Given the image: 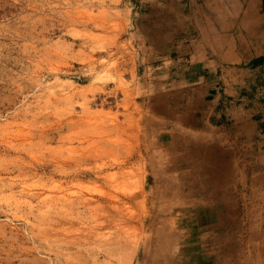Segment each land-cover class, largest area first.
Returning a JSON list of instances; mask_svg holds the SVG:
<instances>
[{"label":"rangeland","instance_id":"1","mask_svg":"<svg viewBox=\"0 0 264 264\" xmlns=\"http://www.w3.org/2000/svg\"><path fill=\"white\" fill-rule=\"evenodd\" d=\"M133 3L0 0V264L219 258L204 246L200 209L215 203L191 185L199 173L170 157L157 165L142 139ZM234 164L235 174L248 166ZM259 178L229 179L231 204L264 205ZM259 214L257 227L244 226L240 264H264Z\"/></svg>","mask_w":264,"mask_h":264},{"label":"crops","instance_id":"2","mask_svg":"<svg viewBox=\"0 0 264 264\" xmlns=\"http://www.w3.org/2000/svg\"><path fill=\"white\" fill-rule=\"evenodd\" d=\"M130 20L152 161L170 157L199 174L217 163L228 184L264 177V0H134ZM234 163L248 166L235 174ZM233 194L227 187L231 200L200 209L205 226L224 229L234 212L242 227L258 226L264 205H233ZM210 238L204 234V246Z\"/></svg>","mask_w":264,"mask_h":264},{"label":"bare ground","instance_id":"3","mask_svg":"<svg viewBox=\"0 0 264 264\" xmlns=\"http://www.w3.org/2000/svg\"><path fill=\"white\" fill-rule=\"evenodd\" d=\"M186 110V109H185ZM173 111V110H172ZM167 112V111H166ZM171 112V111H170ZM187 115V114H186ZM197 119V118H196ZM197 122V121H196ZM190 143V142H189ZM191 145V144H190ZM213 145V144H212ZM200 146V145H199ZM211 146V145H210ZM201 149V148H200ZM215 150V149H214ZM217 151V150H216ZM189 153V152H188ZM191 154V153H190ZM213 154V153H212ZM219 154V153H218ZM180 156V155H179ZM183 156V155H182ZM181 156V157H182ZM191 158V157H190ZM189 158V159H190ZM212 161V160H211ZM198 162V161H197ZM198 164V163H197ZM225 164V163H223ZM199 165V164H198ZM226 166V165H225ZM192 167V166H191ZM204 168L203 171L200 172L199 176L196 179H193V182L191 185L196 186L197 184H201L200 186L203 187L201 192V198L203 200V203L207 202H213L216 205H219L220 201L228 200L227 195V187H228V181L227 177L225 178V175L223 172L219 171L218 164L213 163L212 164H205L201 165V168ZM211 168V171H204L207 168ZM230 171V170H229ZM180 172V171H178ZM231 172V171H230ZM189 173V172H188ZM175 174V173H173ZM190 174V173H189ZM183 175V174H182ZM195 175V174H194ZM168 177V176H167ZM172 178V176H170ZM166 178V176L164 177ZM178 179V177H177ZM183 179V177H181ZM172 181V180H171ZM174 181V180H173ZM178 182V180H176ZM190 184V182L188 183ZM176 186V185H175ZM199 186V187H200ZM178 187V186H177ZM181 189H184L180 187ZM229 188V187H228ZM190 191V190H189ZM187 192V191H186ZM191 192V191H190ZM188 194V193H187ZM200 194V193H199ZM192 197V196H191ZM194 199V198H193ZM199 199V198H198ZM200 200V199H199ZM201 200V201H202ZM226 200V201H227ZM197 201V200H196ZM193 204V203H192ZM187 205V204H186ZM208 205V204H207ZM212 205V204H211ZM230 205V204H229ZM188 206V205H187ZM191 206V205H190ZM210 206V205H209ZM239 206V205H238ZM193 208V207H192ZM187 209V208H186ZM194 209V208H193ZM188 210V209H187ZM237 210V209H236ZM185 212V211H184ZM235 212L230 214V218L223 221L224 229L221 228H213L209 227L207 228V236L211 237L209 240L210 242V253L211 256H219V258H215L213 263L217 264H240V259L233 260L231 259L232 255L240 251V247L243 245V242L241 240L244 227H242L239 222H237V219L235 217ZM224 216V215H223ZM184 218V217H183ZM177 219V218H176ZM199 219V218H198ZM205 220V219H204ZM215 220V218H211L210 221L212 222ZM180 221V220H179ZM182 221V220H181ZM203 221V220H202ZM201 222V221H200ZM171 223V222H170ZM175 223V222H174ZM191 224V223H190ZM207 227V226H206ZM180 228V227H179ZM178 228V229H179ZM192 228V227H190ZM195 228V226H194ZM186 229V228H185ZM206 229V228H205ZM183 230V229H182ZM200 230V229H199ZM216 230H218V234L216 233ZM254 234V232H253ZM252 234V235H253ZM204 235V234H203ZM193 237V236H192ZM201 241V240H200ZM159 242V241H158ZM208 242V243H209ZM193 244V243H192ZM191 244V245H192ZM190 245V244H189ZM203 246V245H202ZM206 247V246H205ZM208 248V246H207ZM169 249V248H168ZM188 249V248H187ZM177 250V249H174ZM179 251V250H178ZM192 251V250H191ZM205 251V250H204ZM261 258H264V248L263 250H260ZM186 252V251H185ZM196 252V251H195ZM170 254V253H169ZM191 254V253H190ZM199 254V253H198ZM182 255V254H181ZM200 255V254H199ZM194 256V255H193ZM180 258V257H179ZM185 258V257H184ZM191 258V257H190ZM205 260V259H204ZM195 261V260H194ZM202 261V260H201ZM210 261V263L212 264ZM194 263V262H193Z\"/></svg>","mask_w":264,"mask_h":264}]
</instances>
